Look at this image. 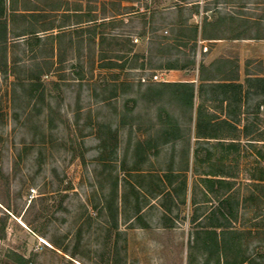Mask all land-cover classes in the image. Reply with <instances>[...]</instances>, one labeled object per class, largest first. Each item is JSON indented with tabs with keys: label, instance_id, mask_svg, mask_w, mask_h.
I'll list each match as a JSON object with an SVG mask.
<instances>
[{
	"label": "rangeland",
	"instance_id": "374dc122",
	"mask_svg": "<svg viewBox=\"0 0 264 264\" xmlns=\"http://www.w3.org/2000/svg\"><path fill=\"white\" fill-rule=\"evenodd\" d=\"M82 1V24L62 13L16 21L51 23L56 36L0 53V264H264V143L250 142L264 140V122L252 117L248 139L223 128L214 135L228 144L194 141L174 92L151 82L192 67L188 48L151 44L184 16L163 12L165 0ZM160 108L176 134L164 136ZM228 194L238 219L219 229L209 216Z\"/></svg>",
	"mask_w": 264,
	"mask_h": 264
},
{
	"label": "crops",
	"instance_id": "0c3cea01",
	"mask_svg": "<svg viewBox=\"0 0 264 264\" xmlns=\"http://www.w3.org/2000/svg\"><path fill=\"white\" fill-rule=\"evenodd\" d=\"M36 2H44L48 7L57 3L63 7L47 12L46 9L36 8ZM63 2L65 1L0 0L4 6L2 20L8 21L15 34L21 32L16 28L18 17L31 13L37 19L35 20L37 23L48 19L49 13H62L64 18H80L78 24H82L83 1H73L79 4V10L71 9L69 2ZM165 2L163 12L184 16L181 21L167 22L169 24L166 25L167 28L161 27V30L166 28L164 30L166 36H161L169 39L167 43L172 44L174 39H180L184 30L198 28V41L192 58L194 66L183 70L166 69L161 78L158 76L157 81L151 82L159 84L162 89L167 88L174 92V103L178 102L184 114L191 116L190 123H194L198 133L194 141L199 143L204 140L220 141L218 136L209 135L212 130L223 128L240 132L241 138L248 139L251 136L250 123L254 120L252 117H257L258 122H264V0H165ZM29 9L32 11L27 12ZM12 15H17V18L15 22L10 23ZM49 24H44L40 29L53 28V25ZM45 33L49 34L48 36H56L54 30L40 32L38 35L41 40ZM217 85H228V90L214 88ZM186 86H193L195 90L192 107L187 102L186 93L185 102L181 103L182 91L186 90ZM162 110L165 111V108ZM204 131L208 135L203 136L201 133ZM224 141L228 144L227 140L222 142ZM263 141L257 138L250 140L253 145L264 143ZM230 142L234 144L233 142L239 141L234 139ZM227 146L225 145V149ZM195 152L199 160L200 152L197 149ZM223 198H228V195ZM220 199L218 197V202ZM216 205L219 217L216 218V215L209 217L214 223L213 226L218 227L225 219L228 221V205H225L223 214L220 202ZM212 211L213 208H210L209 212Z\"/></svg>",
	"mask_w": 264,
	"mask_h": 264
},
{
	"label": "trees",
	"instance_id": "16d2710c",
	"mask_svg": "<svg viewBox=\"0 0 264 264\" xmlns=\"http://www.w3.org/2000/svg\"><path fill=\"white\" fill-rule=\"evenodd\" d=\"M2 3H0V53H3V55L5 56L8 52V48H9V41L10 39H18L20 40L21 38L24 40L23 43H26L30 49H33L35 47H38L40 45V43L42 42L41 41V38L39 37V33L40 32H50V31H53L54 28L52 27H42V29H37L36 27L34 26H30V27H27V28H23L21 30V32H18L17 34H15V32L13 31V27H9L8 25V21L7 20H2L3 18V14H4V6L3 4L1 5ZM80 6L77 7L76 10H79ZM32 10H28L27 12H31ZM14 16V17H13ZM88 16V20L87 22L88 23H96L97 19H95L93 16H92V11L89 12V14L87 15ZM16 18H17V15H12L11 18H10V23L11 22H15L16 21ZM21 20L22 23H24V21L28 20L29 22L31 21H37V19L34 18V16L32 15V13L30 15H23L21 17H18V21ZM154 23V21H152V24ZM31 24V23H30ZM183 25V24H182ZM160 28L158 27H154V26H151L150 27V33L153 35L155 34L158 30H160ZM88 34L90 35V38L96 42V39H97V34L95 31H93L92 29H88ZM154 37L151 38V44L152 45H158L159 46H163V44H166L168 45V47L171 46V44L167 43V41L169 40L168 38H164V37H159V36H155L153 35ZM52 38V40L54 39L53 37L54 36H50ZM165 41V42H164ZM197 41H198V28H191L190 30H184L182 32V37L180 39H174V42H172V44L174 45V48H176L175 46H178V47H186L188 48L190 51H195V48H196V44H197ZM20 42H16L14 44H18ZM32 53H34V51L32 50ZM132 51H127V53H124L126 55H120L118 57V60L119 61H124V65L123 66H119V68H123L125 66V64L128 63V60L129 58L127 59V56H129V54H131ZM138 55H135L133 58L131 59H137V58H140V57H136ZM152 58H153V55H152ZM127 59V60H126ZM134 60V61H135ZM191 66H194V63L191 62L190 63ZM223 65V64H222ZM6 66V70L9 71V65L8 63L6 62L5 64ZM187 66H177V64L175 65H169L168 67H166V69H180V70H183L185 69ZM107 68V67H106ZM112 68H115V66H113ZM223 69V68H222ZM159 87V86H158ZM157 88V87H156ZM161 88V87H160ZM214 88H217V89H222L223 91L224 90H228V85H217L216 87L214 86ZM161 91L160 90L157 94L154 95V98H157L159 99L161 97ZM186 91V92H185ZM184 93H186L187 95L185 96L186 99H187V102L189 103V105L192 107L193 106V101H194V96H195V90H194V87L193 86H186V90L184 89V91H182V100H181V103H184L185 102V99H184ZM160 112H162L158 118L160 120V122H162V125L163 127H165L162 132L164 134V136L166 137H169L170 135L172 134H176L178 131L175 130L173 128V123L176 122V120L170 116V115H167L166 117H163V111L161 108H160ZM214 133H216V131L212 130V133L209 135V136H214ZM228 186H230V184L228 183ZM220 210H222V214L225 210V205H228V223H226V221L224 220V222L220 223L219 224V229H222L224 227H227L228 226V230L230 229L231 227V224L233 221H236L238 219V211L236 209V206H237V199L232 196V195H229L228 194V198H221L220 199ZM210 235H212L215 240L211 242V246L212 248H214V251L216 250V253H218V251L220 252V248L222 247L220 245V243L218 242V234L217 232L215 233H211ZM229 235V233H228ZM231 237H228V251L229 249H233L235 248L234 246V241L233 240H230ZM210 243V242H208ZM18 258L19 262L21 264H28V261L25 260L24 258L18 256V255H14ZM219 256V255H218ZM220 259V258H219ZM238 264V263H236ZM244 264V263H243Z\"/></svg>",
	"mask_w": 264,
	"mask_h": 264
},
{
	"label": "built area",
	"instance_id": "2783aa9c",
	"mask_svg": "<svg viewBox=\"0 0 264 264\" xmlns=\"http://www.w3.org/2000/svg\"><path fill=\"white\" fill-rule=\"evenodd\" d=\"M139 42V40L138 39H135V43H138ZM158 80V76H155L154 78H153V81H157ZM143 82H145V80H143Z\"/></svg>",
	"mask_w": 264,
	"mask_h": 264
}]
</instances>
